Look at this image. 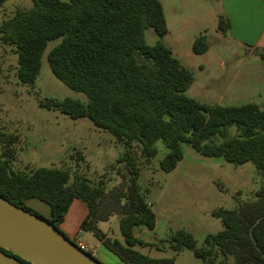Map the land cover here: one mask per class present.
<instances>
[{
	"label": "trees",
	"instance_id": "trees-1",
	"mask_svg": "<svg viewBox=\"0 0 264 264\" xmlns=\"http://www.w3.org/2000/svg\"><path fill=\"white\" fill-rule=\"evenodd\" d=\"M5 1L0 0V5ZM31 2L29 9L16 10L0 23V42L12 47L17 56L18 81L34 83L46 42L60 38L47 53L49 69L68 88L83 93L87 101L45 98L39 104L72 119L86 117L107 131L124 146L117 159L124 163V171L109 189L102 182L91 184L86 177L65 169L14 171L10 167L14 138L0 132V142L4 143L0 149V196L58 231L71 202L80 200L87 213L79 230L90 233L117 258V264H174L173 259L152 258L134 249L150 246L134 236L133 228L152 230L155 215L140 191L137 162L129 149L136 144L141 157L148 160L156 154L155 141H163L168 152L159 161V168L169 172L182 159L180 144L186 143L204 157L251 163L263 183L253 200L237 201L233 209L211 211L222 229L207 235L202 247H197L185 230L170 236V247L175 252L188 248L204 264H264V107L255 103L205 105L184 94L192 74L160 41L167 28L159 0ZM148 28L160 39L153 45L144 41ZM228 29V20L219 15L217 30L225 33ZM207 49L205 35L197 36L191 44L192 53L197 55ZM253 52L264 61V47ZM31 199L48 205V218L26 207ZM113 215L118 217L122 240L107 236L97 226Z\"/></svg>",
	"mask_w": 264,
	"mask_h": 264
},
{
	"label": "rangeland",
	"instance_id": "rangeland-1",
	"mask_svg": "<svg viewBox=\"0 0 264 264\" xmlns=\"http://www.w3.org/2000/svg\"><path fill=\"white\" fill-rule=\"evenodd\" d=\"M215 1L162 0L167 32L160 40L148 28L144 31V41L153 45L160 40L170 47L174 57H180L181 64L192 74V83L184 92L187 97L205 105L255 103L264 107V61L228 30L225 33L217 30V18L213 16ZM31 6V0H6L0 5V23L16 10ZM199 35L206 36L208 49L205 54L197 55L192 53L191 44ZM59 42L60 38L46 42L33 84L18 81L17 56L12 47L0 42V132L14 138L10 145L14 150L10 167L20 172L34 167L65 169L86 177L91 184L102 182L109 189L119 182L118 173L124 171V163L117 161L124 146L86 117L72 119L39 104L45 98L87 101L83 93L68 88L49 69L47 53ZM154 145L156 154L148 160L141 157L136 144L129 149L137 162L140 191L155 215L152 230L144 226L133 228L134 236L150 246L134 249L152 258L173 259L174 264H204L188 248L173 251L170 236L177 230H185L192 235L196 246L202 247L207 235L222 229L220 220L211 211L233 209L237 201L253 200L263 179L249 162L232 164L222 157H204L186 143L180 144L183 156L176 167L164 172L159 161L168 149L161 140H156ZM3 147L1 141L0 149ZM25 205L33 213L49 217L47 204L31 199ZM76 220L75 208L70 205L58 226L70 240L73 238L63 229H79L82 220L78 224ZM97 226L109 237L122 240L117 216H110ZM80 233L83 241H96L90 233ZM99 251L117 262L102 247Z\"/></svg>",
	"mask_w": 264,
	"mask_h": 264
},
{
	"label": "water",
	"instance_id": "water-1",
	"mask_svg": "<svg viewBox=\"0 0 264 264\" xmlns=\"http://www.w3.org/2000/svg\"><path fill=\"white\" fill-rule=\"evenodd\" d=\"M1 249L10 251L26 263ZM0 264L101 263L79 250L42 218L0 196Z\"/></svg>",
	"mask_w": 264,
	"mask_h": 264
},
{
	"label": "crops",
	"instance_id": "crops-1",
	"mask_svg": "<svg viewBox=\"0 0 264 264\" xmlns=\"http://www.w3.org/2000/svg\"><path fill=\"white\" fill-rule=\"evenodd\" d=\"M159 2L162 5V0H159ZM215 5L217 7L216 11H214L213 13L214 18H217L219 15L227 18L229 22L228 31L230 32V34L235 35L238 42L251 46L252 50L254 48L264 47V0H216ZM206 52H204L203 54H205ZM172 54L174 55L173 51ZM176 58L181 63L180 57ZM70 205H73V207L75 208L78 224L80 220L85 217L87 209L85 205L77 199H74ZM75 228L76 227H73L72 229L67 231L66 229H63L65 230L63 232H65L67 236L72 237L73 239L75 237H80V239L82 240L83 237L80 233L81 231L78 228ZM84 242L88 243V241L86 240ZM88 244L95 245L97 249L96 259L98 260L99 258H101V263H118V260L116 262L107 254L101 253L99 251L100 247H102L99 242L93 241L92 243Z\"/></svg>",
	"mask_w": 264,
	"mask_h": 264
},
{
	"label": "built area",
	"instance_id": "built-area-1",
	"mask_svg": "<svg viewBox=\"0 0 264 264\" xmlns=\"http://www.w3.org/2000/svg\"><path fill=\"white\" fill-rule=\"evenodd\" d=\"M73 241L79 250H81L84 253H87L89 256H91L93 258H96L97 249H96L95 245L88 244V243L84 242L83 240L80 239V237H75L73 239Z\"/></svg>",
	"mask_w": 264,
	"mask_h": 264
}]
</instances>
